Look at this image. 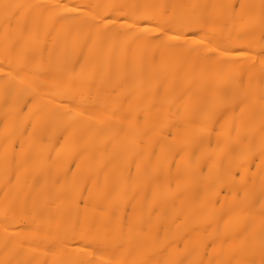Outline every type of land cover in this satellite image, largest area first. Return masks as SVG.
Returning <instances> with one entry per match:
<instances>
[{
	"label": "bare ground",
	"instance_id": "obj_1",
	"mask_svg": "<svg viewBox=\"0 0 264 264\" xmlns=\"http://www.w3.org/2000/svg\"><path fill=\"white\" fill-rule=\"evenodd\" d=\"M0 264H264V0H0Z\"/></svg>",
	"mask_w": 264,
	"mask_h": 264
}]
</instances>
